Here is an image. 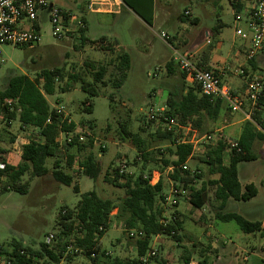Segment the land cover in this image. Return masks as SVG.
I'll return each mask as SVG.
<instances>
[{
    "label": "rangeland",
    "instance_id": "1",
    "mask_svg": "<svg viewBox=\"0 0 264 264\" xmlns=\"http://www.w3.org/2000/svg\"><path fill=\"white\" fill-rule=\"evenodd\" d=\"M48 1L72 14L73 18L68 28L66 30L64 28V35L59 38L53 35L50 20H44L37 45L20 47L4 44L1 47L0 91L6 88L12 75H26L33 80L44 70L52 71L56 68L63 70L64 79L57 82L56 91L52 95H47L46 100L53 109L63 107L77 125L78 131L89 134L92 145L87 144L85 153L79 154L75 148L70 150V153L76 156L72 168L67 164V155L61 151L59 157L61 166L65 172L75 177L72 186L62 185L53 179L52 171L56 157H49L46 160V167L49 170L46 176L23 177L22 182L29 183L25 193L15 190L2 191L4 182L0 180V247L6 249L12 242H19L25 247L39 250L48 236L55 237L59 234L58 219L61 211L74 209L81 195L85 193L95 191L103 199L112 200L116 204L121 203L126 196V190L108 183L105 179L107 172L111 173V168L119 167L128 174L138 176L145 167L144 174L151 175L152 184L162 180L165 188L163 194H169L175 183L171 177L172 173H169L168 169L162 170L161 160L171 143L163 140L166 128L164 120L149 118L152 110L167 109L170 93H183L179 71L175 75H169L166 64L174 58L175 50L186 55L187 52L193 53L197 45H203V50L207 51L210 44L213 47L221 44V58H225L234 46L237 47L243 42L236 35L237 25L240 24L235 22L228 0H218L220 8L219 4L217 7L212 1L205 0H155L153 25L147 24L130 9L123 7L120 9L117 4L111 9H106L112 13L102 14L90 9L88 0ZM92 3L93 9H100L99 5ZM186 10L190 15L181 21L179 16L185 14ZM83 19L86 29L82 33L80 29L84 25ZM195 19L198 21L193 24L192 21ZM219 21L224 24L221 33L216 38L207 37ZM83 34L87 40L85 43L82 40ZM162 34H167L170 41H164L161 38ZM102 39H105L104 43L101 42ZM93 42L98 43L92 44ZM108 47L115 49L113 57L119 51L127 52L131 57V68L120 89H115L110 84L97 85L99 95L92 98V111L87 112L85 105L88 94L81 89L80 82L74 83L70 79V75L78 74L85 81L92 82L93 70L87 64L109 63L112 55L106 50ZM258 65L264 72V56ZM236 67H232V77L226 75L223 79V83L229 88L241 81L235 74ZM111 72L112 67L109 68L106 81L109 80ZM185 86L186 90L194 86L190 78L186 79ZM66 87L67 89L63 90ZM110 95L114 97L113 102ZM225 110L217 122L207 124L203 132L199 130V136L223 128L222 136L227 140V144L237 142L243 129L241 125L247 120L243 121L245 117L242 114H232L228 108ZM238 121L244 123L231 126ZM88 125H92V130ZM122 129L136 137H127ZM195 129L192 125H183V129L174 134V139H177L178 143V139L190 141L193 139ZM259 130L264 133L262 128L259 127ZM36 135L38 136V133H33L32 129L23 131L18 120L7 124L0 116L1 146L14 153L12 157L10 156L12 164L16 165L20 160L14 147L17 145L20 148L31 138H36ZM13 136H16V142L10 144ZM142 150L152 154L146 161L142 157ZM206 151V146H197L194 158L187 166L191 173L198 171V174H201L202 177L196 178L193 187L197 190L204 186L207 188V202L202 209H197L189 202L188 193L180 199L177 207H162L167 218L175 211L180 213L179 220L183 224L179 233L180 239L175 241L171 237L161 236L160 239L152 241L151 247L157 248L161 255L169 260V264H186L188 254L191 255L190 262H199L202 246H205L200 242L208 243L210 240L208 234L211 233L215 239L228 244V250L226 253L221 252L218 264L229 261L233 264H264V251L260 248L255 253L249 251L235 255V245L239 243L238 236L245 234L235 222H222L216 217L220 203L216 200L215 188L209 186V181L216 180L218 175L211 174L209 165L204 161ZM89 152L95 155L101 165V173L96 179L84 175L83 172L74 173L79 169L78 162ZM253 154L256 160L241 162L237 169L242 186L253 183L259 191L258 195L249 201L231 200L222 213L235 212L246 219H249L248 214L251 213H258L264 217V141L255 143ZM162 171L163 174L160 173ZM74 185L79 186V194L75 193ZM116 214L117 210H114L110 229L101 240V246L111 258L116 256L134 258L137 255L136 239L128 236V229L115 217ZM256 243L257 245L264 243V238H260ZM56 244L57 241H54L51 245ZM207 254L213 262L217 260L219 252L208 249ZM110 257L102 263H110ZM75 263L91 264L90 260L82 255L75 259Z\"/></svg>",
    "mask_w": 264,
    "mask_h": 264
},
{
    "label": "trees",
    "instance_id": "2",
    "mask_svg": "<svg viewBox=\"0 0 264 264\" xmlns=\"http://www.w3.org/2000/svg\"><path fill=\"white\" fill-rule=\"evenodd\" d=\"M121 1L143 21L153 25L155 0ZM185 16L187 15H180L179 19L182 21L188 18V16ZM197 21L195 19L192 23L195 24ZM82 22H84V27H81L80 30L83 33L86 29L85 19ZM223 26L224 24L219 21L211 33H208V36L216 38L221 33ZM82 40L84 43L87 41L84 34ZM101 42L104 43L105 39H102ZM96 43L98 42L92 44ZM213 48L210 44L208 51ZM106 50L111 52L112 55L109 63L87 64L93 70L92 82L85 81L78 74L70 75V79L74 83L80 82L81 89L88 94L85 105L87 112L92 111V98L99 95L96 86L110 84L113 88L120 89L131 68V57L127 52L119 51L113 57L115 49L108 47ZM249 63L254 68L256 67L255 59ZM201 64L207 67L205 63ZM110 67H112L113 72H111L109 80L106 81ZM166 67L169 75H175L179 71L173 60ZM179 73L182 79L183 93H170L167 100L166 115L174 118L182 125H192L193 128L203 132L207 124L219 120L226 104L221 100L203 95L196 85L189 87L187 90L184 89L188 75L180 71ZM63 79V70L57 68L52 71L44 70L33 80L26 75H12L6 88L0 91V116L3 117L6 123L11 124L13 121L18 120L23 131L27 128L37 129L38 133L36 138H31L29 143L23 145L20 161L16 165L9 162L7 158L1 157L6 164L5 170H0V180L4 182L1 187L2 191L15 190L25 193L28 190L29 183L22 182L23 177L26 175H29L30 178L46 176L49 173L46 167V160L49 157L57 158L52 171L53 179L62 185L72 186L75 177L65 172L63 166H61L59 160L60 154H62L61 151L63 150L67 155V164L72 168L75 165L76 156L71 154L70 150L75 148L77 153H83L87 144L92 145V139L88 134L79 132L75 123L68 125L63 121L62 117L57 115L46 100L47 95H52L56 91L57 82ZM65 89L67 87L63 90ZM110 99L112 102L114 101L113 95H110ZM8 100L13 101L11 106L6 104ZM263 114L264 104L261 110L252 113L251 120L244 123L241 135L237 139V148L230 149L227 140L221 137L215 146H206L207 151L204 157V161L210 167L211 174L218 175L216 180L209 181V186L215 188V198L220 203L217 219L226 223L235 222L244 234L260 233L264 235L262 222L250 221L235 212L222 213V211L227 207L230 200L249 201L258 195V189L253 183L245 187L242 186L237 166L241 162L256 160L253 154L254 145L257 141H264V133L259 130V127L264 130ZM88 126L92 130V125ZM4 131L8 132L7 130ZM70 132H75L72 142L65 143L60 147L58 143L59 136L61 133ZM123 133L127 137L133 136L126 130H123ZM81 136L85 137L83 141H80ZM133 137H136V135ZM163 140L170 142L171 146L167 148L166 155L161 160L162 170L174 167L175 171L171 175L173 182L175 185L178 184L184 189L190 190L189 202L195 208L202 209L208 200V190L205 186L199 190L193 187L196 178L202 176L198 174V171L191 173L189 168L188 170L182 169L184 164L194 158L193 145L178 143L177 139H174V134L166 131L163 133ZM15 141L16 136H13L9 143L14 144ZM229 149L230 151L227 152ZM0 153H7V151L0 149ZM142 154L145 161L152 155L144 152V150H142ZM162 155L164 154L162 153ZM226 157L228 158L227 164ZM78 164L79 169L74 173L80 172L79 174H82L83 172L84 175L92 179L98 178L102 170L99 161L92 152L85 154ZM144 170L145 167L136 176L125 171L121 173L119 167L111 168V173L107 172L105 179L110 184L124 188L126 190L125 198L121 203L116 204L112 200L101 198L95 191L81 195V199L74 209L61 211L58 219L59 234L54 237V241H57L55 246L43 242L39 250H33L19 242H12L7 249L0 247L1 254L6 261L11 260L12 264H77L75 259L79 255L90 260L91 264H103V260L109 259L110 256L106 255L107 251L102 248L101 240L110 229L113 212L117 210L115 217L128 230H141L145 233V236L136 239V257H110L111 262L107 264H142L140 258L146 256L151 249L154 236L165 235L178 241L180 239L179 233L183 228L177 211L172 215L173 220L166 226L162 223V220L165 219L164 209L161 205L165 189L163 181L159 180L156 185H151V175L146 176ZM160 173L163 174L164 171ZM73 189L75 193H80L78 185H74ZM172 231H175L176 234L171 235ZM93 254H95V257H92ZM189 259V257L186 258V264L190 263ZM158 261L160 264H167L161 257H158ZM199 264H210L205 254H201Z\"/></svg>",
    "mask_w": 264,
    "mask_h": 264
},
{
    "label": "built area",
    "instance_id": "3",
    "mask_svg": "<svg viewBox=\"0 0 264 264\" xmlns=\"http://www.w3.org/2000/svg\"><path fill=\"white\" fill-rule=\"evenodd\" d=\"M228 1L235 22L241 25H237L236 35L244 42L248 43L245 53L247 61L250 62L264 51V0ZM93 5L94 4L91 3L88 7L92 9L91 7H93ZM185 14L187 16L190 15L189 11H186ZM72 18L73 16L70 12L57 8L54 4L49 3L48 0H0V65L2 57L1 47L4 44L20 47H32L37 45L40 41L41 26L44 20H50L53 27V35L62 38L64 35L63 30L64 28L65 30L68 28ZM82 27H84V25ZM161 38L166 42L170 40L167 34H162ZM172 60L179 71L187 74V78L191 79L192 83L200 89L203 95L223 101L232 114L239 113L245 116L246 120H251L252 113L263 108L264 72L261 70H240V74L244 78V90L242 92H235L223 83L222 75L219 72L208 69L201 63L194 62L187 55L181 54L175 50V56ZM12 103V100L6 101V104L9 106H11ZM54 110L68 125L74 123L72 118L66 114L63 107L58 106L55 107ZM149 118L151 120L158 118L163 119L166 125L164 131L166 132L175 134L183 129L182 124L166 115V108H161L157 111L152 110L149 113ZM25 130H28V128ZM32 130L36 134L37 129ZM193 133L194 136L192 140L187 141L185 139H178V141L179 143L192 144L194 151L197 146H215L219 140L217 137H222V132L220 131L199 136V130L195 129ZM74 136L75 132L61 133L58 138L60 147L63 146L61 143H71ZM84 139L85 137H80V141ZM29 141L25 142L23 145L29 143ZM23 145L20 146V148L14 145V150L20 157ZM229 146L230 149L237 148L238 144L237 142H232ZM0 149H4L3 146H1V141ZM230 149L227 152H229ZM8 153H0V170H5L6 168V164L2 161L1 157L6 156L5 158H7ZM182 169L188 170L187 164H184ZM174 171V167L168 168L169 173L173 174ZM123 172L124 170L122 169L121 173ZM158 182L159 180L155 184H152L150 180L151 185H156ZM188 193L190 192L184 189V187L173 184L169 194H163L161 205L163 207H177L180 199ZM164 218L162 223L165 226L173 220L172 216L170 218L164 216ZM127 232L128 236L132 239H140L145 236V233L141 230L131 229ZM175 234V231L171 232V235ZM161 236L165 235H156L153 237V240H158ZM54 240V235H50L46 238L45 242L51 245ZM1 252L2 250L0 248V264H12L11 260H4L5 258ZM106 255H109V253L107 252ZM92 257H95V254H93ZM158 257L159 251L157 248L151 247L147 255L140 258V261L142 264H159ZM189 264H199V262H190Z\"/></svg>",
    "mask_w": 264,
    "mask_h": 264
},
{
    "label": "crops",
    "instance_id": "4",
    "mask_svg": "<svg viewBox=\"0 0 264 264\" xmlns=\"http://www.w3.org/2000/svg\"><path fill=\"white\" fill-rule=\"evenodd\" d=\"M92 1H94L95 4H97V5L100 6V9H96V10L93 9V7H91L92 10H94L96 12H100L102 14L112 13L111 10H106V9L107 8H110L111 9V7L113 5H115V4H117L120 7V9H122V7L125 8V9H128L122 3L121 0H88V6H89V3L90 4L92 3ZM205 1H207V2L212 1L215 4V6L218 7L219 2L216 1V0H209V1L208 0H205ZM120 5H123V6H120ZM155 6H156V2H155ZM219 8H220V4H219ZM154 19H155V17H154ZM207 37H208V35H207ZM220 45L221 44H219L217 47H214L211 51L203 50V47H204L203 45L202 46L201 45H197V46H195L193 53L187 52L186 55L188 57H190L191 59H193L194 62H196V63H205L207 65V67H209L211 70H215V71L219 72L222 75V79H224L226 75L229 76V77H232L233 76L232 67L237 66L236 67L237 70H236L235 74L240 78L241 81H240L239 84H237V85L234 84L233 87H230V88L233 91H235V92H242L244 90L245 83H244V78L240 74V70H242V69L243 70H248V71H251V70H254V71L260 70L258 63H259V60H261V57L264 56V51L262 53H260L256 57V59H255V66L256 67L254 68L252 65H250V63L246 59V53H245V51H246V49L248 47V43L247 42H244L243 41V42L239 43L237 45V47L234 46L233 49H232V51H231V53H229V55H227L225 58H221V50L222 49H221V46ZM226 108L223 109V111L221 113V116L225 113V111H226L225 109ZM245 120H246V118L243 121H245ZM243 121L235 122L231 126H235V125H238V124L241 125V123ZM241 126H243V125H241ZM219 131L222 132V135H223V128H219L215 132H219ZM33 133H35V132H33ZM239 136H238V138H239ZM12 154H14V153H10L9 152L8 155H7V159L9 161H10V156L12 157ZM19 159H20V157H19ZM258 193H259V191H258ZM179 216H180V213H179ZM248 216H250L249 219H248L250 221H260V222H262V227H263V231H264V217H261L258 213H251V214H248ZM257 218H259V220H256ZM208 235H209V239H210L208 243L207 242L206 243L200 242L201 245H205V246H202L203 250L201 251V254L204 255L206 253L205 256L208 258L210 264H218V261L221 258V254H222L221 252H225V253L227 252V250H228V244L225 243L224 241L215 239L214 236L211 233L208 234ZM238 238H239V243H238V245H235V249H234L235 250L234 251L235 252V255H237L239 252H247L248 253L249 251H251V252H254L255 253V252L258 251L259 248L262 251H264V243H260V245H257V243H256L260 238H264V235H261L260 233H256V234H245V236H242L241 235V236H238ZM251 239H254V240L252 241ZM208 249H213L216 252L217 251L219 252V255L217 256V260L216 261H213L212 262V260L210 258V255L207 254V250ZM190 256L191 255L188 254L187 257H190ZM159 257H161V259L163 261H165V262H167V264H169V260L166 259L164 256H162L160 252H159ZM225 264H233V263L229 261V262H227Z\"/></svg>",
    "mask_w": 264,
    "mask_h": 264
}]
</instances>
